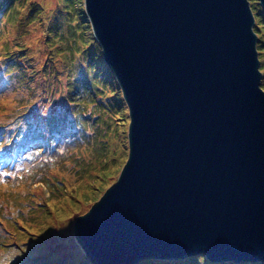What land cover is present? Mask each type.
Returning <instances> with one entry per match:
<instances>
[{
    "label": "water",
    "instance_id": "water-1",
    "mask_svg": "<svg viewBox=\"0 0 264 264\" xmlns=\"http://www.w3.org/2000/svg\"><path fill=\"white\" fill-rule=\"evenodd\" d=\"M83 9L129 118L116 180L74 220L91 263L264 261V90L250 0Z\"/></svg>",
    "mask_w": 264,
    "mask_h": 264
},
{
    "label": "rangeland",
    "instance_id": "rangeland-1",
    "mask_svg": "<svg viewBox=\"0 0 264 264\" xmlns=\"http://www.w3.org/2000/svg\"><path fill=\"white\" fill-rule=\"evenodd\" d=\"M6 1L0 0V264H92L75 239L74 220L126 161L128 110L80 13L83 0L72 13L65 0ZM82 39L94 45L87 48L93 56L100 52L97 68L110 82L97 85V59L90 63ZM60 210H68L70 244L53 220ZM78 250L82 257L74 261ZM202 255H192L194 263ZM187 258L155 260L189 264Z\"/></svg>",
    "mask_w": 264,
    "mask_h": 264
},
{
    "label": "trees",
    "instance_id": "trees-1",
    "mask_svg": "<svg viewBox=\"0 0 264 264\" xmlns=\"http://www.w3.org/2000/svg\"><path fill=\"white\" fill-rule=\"evenodd\" d=\"M70 2V4L72 5V9L70 8V11L71 13L73 11H76V6L74 4H76L77 1L79 0H65V5H68V2ZM5 2H7L5 0ZM250 5H251V9H252V12L254 14V18H255V25L253 27L254 31L256 32L257 34V43H256V47H257V51H258V58H259V70L261 71V73L263 74L262 78H261V87L262 89L264 90V68H263V65H264V38H263V35H264V11H261L260 9V6L254 1V0H250ZM69 6V5H68ZM75 6V7H74ZM70 7V6H69ZM77 13V12H76ZM80 13H84L83 11L80 12ZM78 13V14H80ZM85 14V13H84ZM83 14V16H84ZM91 41V40H90ZM87 42V44H86ZM89 41H86L85 39H82V44H83V49L82 51H85V50H88L90 51V55H91V60L90 63L94 60H96L97 58L100 57V52L98 51V53L96 52L97 49H99V46L97 44V46L95 47L96 48V54L93 56V51L92 49H87L89 46L91 48L94 47V45H92L90 42L88 43ZM93 56V57H92ZM100 59V58H99ZM97 59V63L93 66L94 68L98 69L97 66H103L102 64V60H99ZM105 68V67H104ZM106 69H102V70H96L94 73H95V77L98 78V82H97V85L101 82H105L106 80H109L111 79L109 77V79L107 78V74H103L105 72ZM4 73V72H3ZM103 74V75H102ZM5 75V74H4ZM110 82V80L108 81ZM16 127V126H15ZM17 129V128H16ZM37 137V136H36ZM47 223H44V227L46 226ZM50 232L47 231V234H49ZM39 237V234L37 235ZM40 238V237H39ZM189 258V264H196L194 263V259L196 257H188ZM187 258V259H188ZM201 260H202V263L200 262L199 264H225L224 262H221V263H212L210 261H208L205 256L202 255V257H200ZM198 262V261H197ZM204 262V263H203ZM241 263L240 264H264V261L262 263L260 262H256V263H253L254 261H240ZM159 261L158 260H155V259H143V260H140L139 262L135 263V264H158ZM30 264H36L35 262H32L30 261ZM226 264H235V262H229V263H226Z\"/></svg>",
    "mask_w": 264,
    "mask_h": 264
},
{
    "label": "bare ground",
    "instance_id": "bare-ground-1",
    "mask_svg": "<svg viewBox=\"0 0 264 264\" xmlns=\"http://www.w3.org/2000/svg\"><path fill=\"white\" fill-rule=\"evenodd\" d=\"M53 220L59 226L58 232L62 235V237H60L62 243H63V230H64V232L66 233L65 241L69 242V244H70V241H72V240H71V236H70V232H69L68 210H65V211L60 210V214L56 218H53ZM52 223H53L52 220H49V222H47V225L50 226ZM45 227H47V226H45ZM46 233L47 232H45V234ZM50 236H51V233H49L47 235H44V241L45 242H50L51 241L50 238H49ZM48 248H49L48 246L41 247L42 250H46ZM74 253L76 254V256L74 258V261H79L80 258L82 257L80 250H78V251H76Z\"/></svg>",
    "mask_w": 264,
    "mask_h": 264
}]
</instances>
